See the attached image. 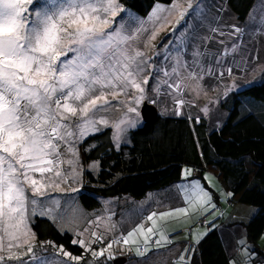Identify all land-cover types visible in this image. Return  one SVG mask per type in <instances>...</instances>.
<instances>
[{
	"label": "snow or ice",
	"instance_id": "obj_1",
	"mask_svg": "<svg viewBox=\"0 0 264 264\" xmlns=\"http://www.w3.org/2000/svg\"><path fill=\"white\" fill-rule=\"evenodd\" d=\"M185 3L186 8L174 6L183 24L179 32L174 29L172 35L181 45L193 18L188 15L189 10L195 14L200 7L195 0H185ZM158 12L159 9L152 16ZM120 13L125 15L117 21L115 18ZM127 13L128 9L120 0H0V264H6V260L19 264L36 261L68 264V261L39 258L35 254L25 260L13 249L27 245L22 255L32 253L31 218L50 214L43 209L37 211L41 204L38 198L48 196L49 190H60V185L69 179L76 181L81 166L78 145L87 135L101 132V125H108V119L101 113L113 107L109 96L125 106L123 117L112 125L115 145H119L128 129L138 124L146 126L148 113L141 119L137 106L146 93L149 77L145 73L152 69V58L131 47L135 35L131 28L124 27ZM186 15L188 19L184 20ZM164 22H168L166 18ZM113 24L116 27H112ZM105 25L109 30H105ZM139 31L143 29H137ZM240 31L233 26L234 33ZM155 36L154 27L150 39ZM198 55L193 54V68L198 66ZM178 67L174 66L171 74H175ZM231 71L229 68L228 72ZM155 72L169 75L159 68ZM189 75L201 78L191 72ZM218 75L222 77L223 73ZM121 94L125 99L117 100ZM129 96L131 101L127 99ZM183 103V100L178 101L179 105ZM131 113L136 116H129ZM65 164L67 168L63 167ZM97 166L90 165L91 168ZM183 174L187 177L191 170L184 169ZM178 187L182 188L190 207L216 208L211 193L199 179ZM187 211L183 207L176 209L177 213ZM155 215L147 217L153 225ZM168 215L171 213H162L161 218ZM138 233L144 235L147 244L153 227L145 231L141 225L123 237V243H134ZM93 236V243L102 239L95 233ZM160 239H166L163 233ZM119 242L112 240L107 247ZM72 243L85 246L83 239ZM60 251L63 252L62 246ZM137 251L143 254L147 248ZM63 254L69 261L81 259L68 252ZM185 254L193 253L186 249ZM92 255H104V250L93 251ZM180 264H190V261L182 256Z\"/></svg>",
	"mask_w": 264,
	"mask_h": 264
},
{
	"label": "rangeland",
	"instance_id": "obj_2",
	"mask_svg": "<svg viewBox=\"0 0 264 264\" xmlns=\"http://www.w3.org/2000/svg\"><path fill=\"white\" fill-rule=\"evenodd\" d=\"M195 3H199L200 7L195 14L189 10L188 15L193 16V18L190 22L191 26L184 32L182 37L184 43L182 45L177 43L176 36L172 35V33L174 29L179 32L180 25L183 24V21L180 20L179 12L174 10V6L178 4L181 8H186L185 0H173L172 3L155 2L146 15L138 14L124 5L128 9L124 27L126 30L131 28L135 35V39L131 41V47L152 58V69L145 73L149 77L148 84L145 85L146 93L137 109L140 113L142 103L147 101L156 106L161 115L201 116L208 119L212 126L218 127L228 115V109L233 105L234 94L232 93L240 90L242 86V76H245L246 83L253 80L249 83L252 84L260 82L259 80L263 74L264 0H255L247 20L243 22L238 21L235 15L230 12L226 0H195ZM157 9H159V12L153 17L152 14L157 12ZM124 15V13H120L115 19L119 21L121 16ZM165 18L168 21L167 23L164 22ZM187 19L188 16L186 15L184 20ZM177 21H180V24H177ZM161 24H163V27L160 26ZM233 26L240 28L241 31L234 33ZM112 27H116V25L113 24ZM154 27L156 36L155 39H150ZM104 28L109 30L107 25ZM141 28L143 31L137 32V29ZM213 29L217 31L214 32L212 31ZM223 31L227 33L232 31L237 37H231L232 43L229 39H224L223 41L225 42H218L219 38L217 35L220 36V32ZM254 31L259 36L254 53L256 60L252 62L253 56L248 54L250 46L246 47L245 43L250 40L249 43L254 44L257 41L255 34L251 36ZM178 48L180 49L179 51H177ZM259 48L261 49L260 52ZM194 53L199 54L196 57L198 66L195 68L191 67ZM228 57L230 58L227 60L223 59ZM248 64L257 65V68H250L246 66ZM177 65L179 67L176 73L171 74L173 67ZM184 65H187V67ZM157 68L167 71L169 75H156L155 70ZM229 68L233 72L228 75ZM190 72L201 78H193L189 75ZM219 73H223V76L218 75ZM166 83L167 87L165 86ZM233 85H235L234 88L232 87ZM108 99L112 101L113 107L101 113L108 119V125H101L100 127H111L114 136L115 129L112 125L123 117L125 106L117 104L115 100H112L111 96ZM116 99L122 101L125 97L121 94ZM127 99L131 101V96ZM179 100L184 101L183 105L178 104ZM241 101L243 102V107L239 111L240 114L250 110L256 114L261 112L262 103L260 101L250 96H244ZM128 115L131 117L136 116L135 113ZM124 142H126V135L120 143ZM79 161L81 166L78 169L79 176L76 181L69 179L60 185V190H49L48 196L39 197L41 204L37 207V211L40 212L43 209L49 212V215L40 216L49 218L59 231L71 234L73 240L79 241L83 239L85 246H80L84 251L83 254H73L53 240L38 239L35 232L29 227V242L33 245L32 253L27 256L22 255L26 251L27 245L20 249H13L14 253L18 252L21 254L22 259L30 260L31 256L35 254L39 258L68 261V264H113L112 261L115 258L113 255H128V258L126 256V262L123 264H153V259L156 255L150 254V249H157L162 245L171 247L177 245L176 242L179 241L181 236H185L182 233L186 231L184 228L174 229V226L188 224L193 229L196 226L193 225L196 220L194 214L198 209L202 208V206L190 207L184 199L185 193L178 186L199 179L206 190H216L219 192L221 199L224 194V191L221 190L220 182L213 173L205 172L203 174L206 183L201 177H192L193 168L185 166L182 168L181 178L177 182L152 190L143 198L135 199L130 195L98 196L99 206L87 209L80 204L78 195L87 180V172L95 176L98 172L99 164L97 159L84 162L80 151ZM93 164L98 166L91 168L90 165ZM63 167L67 168V165L65 164ZM184 169H190L191 175L185 177L183 174ZM73 189H76V191H73ZM219 195L214 196L215 198L212 202L215 205L218 203L217 197L219 198ZM224 198L226 201L227 195H224ZM53 201L58 203H53ZM225 201L223 199L224 203ZM241 206L248 207L251 212H256V208L253 206L233 203L232 214L226 217L227 223L248 221L251 218L254 213L241 215L238 212V207ZM181 207L187 208L188 211L186 213H177L176 209ZM212 210L206 216L212 218V214H209ZM165 212L171 213V215L161 218V214ZM152 213H156L153 217L155 225H153V221L147 219ZM141 225H143L145 231L148 227H153V233L148 234L147 244H145L144 235L139 233L135 236L134 243H123L122 238L127 237L130 231L138 229ZM93 233L102 237V239L93 243L92 241L95 240ZM161 233L166 239H160ZM112 240L120 242L112 244V247L108 248L107 245ZM152 240L154 243H152ZM157 240L160 242L156 243ZM242 241L244 244H241ZM5 243H7V239H5ZM248 243V238L240 240L237 255H241L245 263L254 264L250 263L251 255L262 257L258 253L253 254L251 248L250 250L248 249ZM60 246L63 247V252L71 253L73 256L81 257V259L79 261H69L68 257L64 256L63 252L60 251ZM144 247L148 251L146 255L142 256V254H138L137 249H144ZM186 248L188 249V247ZM101 250H104V255H92L93 251L99 253ZM164 250L167 251V248H164ZM177 253L178 251L174 253L176 263L170 262V264H180V258L185 253L176 255ZM169 254L171 255V250ZM5 256L7 257V253H5ZM260 261L259 264H264V259ZM245 263L242 260L240 264ZM6 264H19V262L6 260ZM33 264H39V261L33 262Z\"/></svg>",
	"mask_w": 264,
	"mask_h": 264
},
{
	"label": "trees",
	"instance_id": "obj_3",
	"mask_svg": "<svg viewBox=\"0 0 264 264\" xmlns=\"http://www.w3.org/2000/svg\"><path fill=\"white\" fill-rule=\"evenodd\" d=\"M120 2L138 14L146 15L155 2L169 3V0ZM254 2L226 0L230 12L240 22L244 21ZM259 81L232 93L233 105L218 127L212 126L208 119L201 116L159 113L146 126L139 124L128 130L126 142L119 145L113 143L111 127H103L101 132L88 135L79 144L80 155L84 162L97 159L99 169L95 176L87 172V180L78 195L80 204L87 209L98 207V196L130 195L135 199L143 198L152 190L177 182L185 166L193 168L192 177L203 180V174L211 172L220 182L230 204L256 208L243 226L249 243L254 245L252 253L264 258V71ZM244 96L262 103L259 114L251 110L240 114ZM211 192L214 199L217 191L211 189ZM210 210L203 211L195 220L197 229L205 233L198 243L190 237L191 228L184 227L186 232L182 235L188 237L185 240L187 247L190 241L195 244L191 250L193 254L185 259L190 264H231L227 248L214 229L215 225L207 228L200 225L198 220L203 216L208 220L210 216L206 215ZM222 218L221 214L220 221ZM29 227L38 239L53 240L76 255L84 252L78 244L72 243L71 234L59 231L47 217L36 215L31 218ZM123 256L128 258V255ZM252 261L255 264L256 260Z\"/></svg>",
	"mask_w": 264,
	"mask_h": 264
},
{
	"label": "crops",
	"instance_id": "obj_4",
	"mask_svg": "<svg viewBox=\"0 0 264 264\" xmlns=\"http://www.w3.org/2000/svg\"><path fill=\"white\" fill-rule=\"evenodd\" d=\"M252 7H251V9H252ZM251 9L249 10V12H248V14H247V16H246V18L244 20H247ZM253 34H255L257 36V41L254 44H250L249 43L250 40L245 43L246 47L250 46L249 50H248V54H251L253 56V61L252 62H254L256 60V58L254 56V53H255V50H256V47H257L256 45L258 44V36H259V34L257 32H255V31L252 32L251 36ZM233 36L237 37V35H235L232 31H230L228 33L226 31L220 32V36L217 35V37L219 38L218 42H225V41H223L224 39H229V41L232 43L233 40L231 39V37H233ZM259 44H260V41H259ZM260 51H261V49L259 48V52ZM229 58L230 57L223 58V59L227 60ZM246 66H249L250 68H253V67L257 68V65L253 66V65H249L248 64ZM232 72L233 71H231V73ZM231 73L228 72V75L231 74ZM252 81L246 83L245 82V76L243 75L242 76V81H241V84H242L241 87L246 86L247 84L251 83ZM221 190L224 191L222 189V187H221ZM207 191H209L212 194L210 189H207ZM216 195L218 196L219 192H216ZM224 195H226L225 191H224L222 199H221L220 195H219V198L217 197V202L218 203L216 204V208L213 209L210 212V214H212L211 217L212 218L215 217V218L212 220V218L209 217V219L207 220V218H206V220L210 224H213V226L215 225L214 229H216L218 231V233H219L224 245L227 248V252L229 253L228 256L230 258L231 264H240L242 260L245 263V261L241 257V255H237V253H238V250H239V242H240V240L241 239L242 240H246V238H247L246 231H245V228L243 226V224L245 222H247V221H232V222H229V223L226 222V217L228 215L232 214L233 204H230V202H228L227 199L225 201ZM223 199H224L225 203L223 202ZM212 201H214V199ZM209 209H211L210 205H208L206 208L202 207V208L198 209L195 212L196 218L198 217V215L200 213H202L203 211H207ZM238 212L241 215H248L250 213H254V212H251L250 209H248V207H245V206L238 207ZM221 214L223 215V218L220 221ZM193 225H195V222L193 223ZM184 227H191V226H188V224H185V225H180V226H174V229L184 228ZM197 228L198 227L195 226L193 229H191L192 231H191V234H190L191 239L194 240V242H196V243H197V241L199 242L205 235V233L203 232L202 229H201L202 230L201 231L200 229H197ZM187 238H188L187 235H185L184 237L181 236L179 241L176 242L177 245H174L172 247L171 246L162 245L160 248H157V249L151 248L150 249V254L156 255V257L153 259V262H154L153 264H165V263L166 264H170V262L171 263H176V257L174 256L175 255L174 253L177 252V251H178V253L176 255H183L185 253V250L187 249L186 248L187 244H186L185 240ZM260 241H261V239L258 240V242H260ZM171 244H173V243H171ZM164 248H167V251H165ZM250 248H251V250H253L254 245L248 243V249L250 250ZM170 250H171V255L169 254ZM147 251H143L142 256L146 255ZM253 254H255V253H253ZM164 256H166V257L164 258ZM185 256H186V254H184V258H186ZM255 256L256 255H251V257H250V261L251 262L250 263H253L252 259H254V260H256L255 264H259V262H261L260 260L264 259V258L260 259L258 257L255 258ZM245 264H249V262L245 263Z\"/></svg>",
	"mask_w": 264,
	"mask_h": 264
},
{
	"label": "water",
	"instance_id": "obj_5",
	"mask_svg": "<svg viewBox=\"0 0 264 264\" xmlns=\"http://www.w3.org/2000/svg\"><path fill=\"white\" fill-rule=\"evenodd\" d=\"M145 112L148 113V122H152L158 116V110L156 106L148 103L147 101H144L140 107L141 118H143ZM126 260H127L126 256L121 255L113 258L112 263L123 264L126 262Z\"/></svg>",
	"mask_w": 264,
	"mask_h": 264
},
{
	"label": "built area",
	"instance_id": "obj_6",
	"mask_svg": "<svg viewBox=\"0 0 264 264\" xmlns=\"http://www.w3.org/2000/svg\"><path fill=\"white\" fill-rule=\"evenodd\" d=\"M199 221H200V225H205L207 228L210 226V223H209V222H206V219H205L204 216L201 217V218L199 219ZM170 237H171V236H170ZM190 245H191V244L189 243V245H188V248H189V249L191 248ZM187 256H188V255H186V258H187Z\"/></svg>",
	"mask_w": 264,
	"mask_h": 264
},
{
	"label": "bare ground",
	"instance_id": "obj_7",
	"mask_svg": "<svg viewBox=\"0 0 264 264\" xmlns=\"http://www.w3.org/2000/svg\"><path fill=\"white\" fill-rule=\"evenodd\" d=\"M157 108V107H156ZM157 110H158V108H157ZM158 115H159V111H158ZM206 219V218H205ZM210 226H211V224H210ZM189 243L191 244L190 246H191V250L194 248V246H195V244L192 242V241H190V242H188V245H189ZM189 249V248H188Z\"/></svg>",
	"mask_w": 264,
	"mask_h": 264
}]
</instances>
